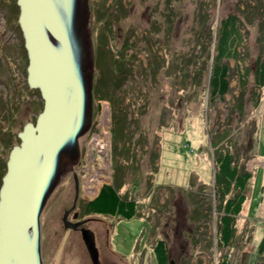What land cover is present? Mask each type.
<instances>
[{
	"label": "rangeland",
	"instance_id": "1",
	"mask_svg": "<svg viewBox=\"0 0 264 264\" xmlns=\"http://www.w3.org/2000/svg\"><path fill=\"white\" fill-rule=\"evenodd\" d=\"M14 6L15 0H0V163L42 108L27 86L24 38L9 31L19 24ZM89 6L96 68L93 122L81 142V155L93 160L85 179H93L95 198L110 182L123 199L137 202L131 218L94 213L98 236L110 230L100 264H157L158 238L167 240L175 264H256L264 239V85L255 86L254 69L258 58L264 61V0H89ZM232 14L244 35L229 42L240 62L223 59L231 67L230 90L211 98L210 64L222 22ZM241 100L243 113L236 108ZM224 129L251 172L244 189L234 184L227 195L244 197L231 213L235 235L227 244L220 239L223 208L211 140ZM65 193L59 185L42 217L61 221Z\"/></svg>",
	"mask_w": 264,
	"mask_h": 264
},
{
	"label": "water",
	"instance_id": "2",
	"mask_svg": "<svg viewBox=\"0 0 264 264\" xmlns=\"http://www.w3.org/2000/svg\"><path fill=\"white\" fill-rule=\"evenodd\" d=\"M27 50V83L43 109L17 135L0 187V264H45L42 213L62 177L74 170L93 122L96 62L89 0H17ZM100 264L95 233L84 235ZM170 264H175L173 258Z\"/></svg>",
	"mask_w": 264,
	"mask_h": 264
},
{
	"label": "trees",
	"instance_id": "3",
	"mask_svg": "<svg viewBox=\"0 0 264 264\" xmlns=\"http://www.w3.org/2000/svg\"><path fill=\"white\" fill-rule=\"evenodd\" d=\"M14 7L18 11V16H19L20 8L19 5L17 4V0H15ZM166 17H171V16L167 15ZM236 20H237V16L234 14L224 19L220 28V33H219L220 37L218 40V45L215 48L217 50L216 54H214L212 57V50L209 49L207 51V55L211 56L213 60L212 63L210 64L211 67L210 73H208L209 74L208 86H209L211 98L216 95L224 96L230 90L231 67L229 65V62L227 63L223 61V59L228 57H234L236 59L237 66L239 65L240 62L239 61L240 52L238 51V49L229 47L230 40L233 41L234 39L240 41L242 40L241 37L242 33L240 31V26L238 27ZM17 29L19 30L20 33H22L20 24H18ZM97 36L101 41V44L103 43L105 44V39L102 33L97 34ZM23 47L26 51V57L28 59L27 50L24 44V39H23ZM198 50L199 48L196 47L198 56L201 58L203 55L200 54ZM203 50L204 48H202V51ZM211 57L209 58L207 57V59H210ZM96 61L98 64V60ZM201 64L202 65H198L199 69L204 68L203 61ZM205 66L207 70L208 63ZM196 67L197 66H195V68ZM198 71H199L198 69L193 71V77ZM249 72H250L249 68L247 67L246 74L244 73V75H248ZM254 80L256 87H261L264 85V61L261 60V57L256 60V65L254 69ZM246 81H247L246 78L244 79L243 82L241 80L242 88L245 87ZM27 86L29 87V85ZM30 89L33 90V92H35L41 98L40 90L38 88H30ZM41 101H42V108H41L42 110L44 105L42 98ZM236 108H239V113H243L244 100H241L236 105ZM230 131L232 132V128H230ZM230 131H226L224 129L221 135L219 137L217 136L218 138L216 137V139L213 138V134L211 136L213 145L216 146L214 150L216 167H217L216 182L220 189V204L221 207L223 208V213L219 220V232H220V239L222 241V244H227L229 240L232 239L233 236L235 235V225L233 224L234 219L232 214L239 212L241 208V203L244 200L243 194L240 192L237 193V197L236 196L228 197L227 195L230 194V191L234 187V184L237 189L240 190L244 189L247 179L251 176V172L248 170V168H246L247 166L245 165V163L239 160L240 153H238V151L241 148H238L239 146L235 144L237 141L226 140L227 139L226 137L231 133ZM17 139L20 140L18 135H17ZM221 142L222 144L220 145ZM233 147L236 148V151L231 150V148ZM248 157L250 158V156H247L245 159H247ZM7 160L8 159H6V161H1L0 163V186L2 184V177L6 173ZM101 201H103L102 204ZM93 204H94L93 205L94 212L119 214L125 218L128 217L131 218L137 213V202L135 201V199H123L120 196L117 187L111 183H106L101 187L98 196L95 199H93ZM152 250L157 259V264H170L171 258L169 255L170 253L167 245V240L165 238H158L155 241V244H153ZM258 252H259V258L256 264H264V239L258 245Z\"/></svg>",
	"mask_w": 264,
	"mask_h": 264
},
{
	"label": "flooded vegetation",
	"instance_id": "4",
	"mask_svg": "<svg viewBox=\"0 0 264 264\" xmlns=\"http://www.w3.org/2000/svg\"><path fill=\"white\" fill-rule=\"evenodd\" d=\"M16 28L11 27L10 33L12 30L17 31L18 35L21 34V37L24 38L23 33H20ZM96 154H98V150ZM91 161H93L91 158L81 155L74 170L67 172L62 177L59 185L64 187L66 195L61 198L62 194H60L59 197V200L65 205L61 221L59 222L57 215L50 214L42 217V255L45 264H94L84 239V235L89 229L95 233L99 257L101 247H109V228L105 229V238L104 236L101 238L94 226L95 212L92 200L95 199V196L89 194L93 179L87 178V181L85 179V175H89L91 172ZM111 252L114 251L111 250Z\"/></svg>",
	"mask_w": 264,
	"mask_h": 264
},
{
	"label": "crops",
	"instance_id": "5",
	"mask_svg": "<svg viewBox=\"0 0 264 264\" xmlns=\"http://www.w3.org/2000/svg\"><path fill=\"white\" fill-rule=\"evenodd\" d=\"M262 208H264V204L262 205ZM240 225L242 226V223L240 222ZM115 234V233H114ZM113 234V235H114ZM252 234L254 235V232H252Z\"/></svg>",
	"mask_w": 264,
	"mask_h": 264
},
{
	"label": "bare ground",
	"instance_id": "6",
	"mask_svg": "<svg viewBox=\"0 0 264 264\" xmlns=\"http://www.w3.org/2000/svg\"><path fill=\"white\" fill-rule=\"evenodd\" d=\"M61 183V182H60ZM43 243V242H42ZM43 245V244H42ZM43 247V246H42ZM42 250H43V248H42Z\"/></svg>",
	"mask_w": 264,
	"mask_h": 264
}]
</instances>
